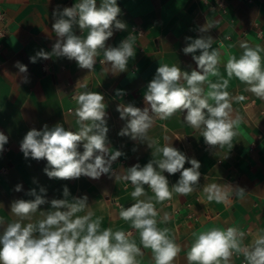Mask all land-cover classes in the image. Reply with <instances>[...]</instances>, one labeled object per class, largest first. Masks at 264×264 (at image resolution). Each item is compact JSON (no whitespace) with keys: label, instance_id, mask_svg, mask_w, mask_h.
Here are the masks:
<instances>
[{"label":"clouds","instance_id":"1","mask_svg":"<svg viewBox=\"0 0 264 264\" xmlns=\"http://www.w3.org/2000/svg\"><path fill=\"white\" fill-rule=\"evenodd\" d=\"M52 16V30L58 39L51 52L41 49L29 58L30 62L65 57L92 72L102 56L99 63L108 64L113 74L127 70L129 60L135 56L136 35L130 33L115 47L106 44L114 30H127V24L119 18L121 8L117 0H99V3L78 0L62 9L57 5ZM214 27H217L216 21L208 19L199 31L206 33ZM75 28L81 35L75 33ZM186 40L183 52L192 54L196 68L189 72L176 64H160L144 93V108L132 103L117 106L120 119L126 121L118 135L146 144L152 150V159L144 166L137 163L122 176L113 170V163L124 153L112 150L109 145L104 96L88 90L72 96L76 107L69 111H74L77 130H66L59 123L51 128L45 124L42 130H29L20 142L25 158L47 161L43 171L49 179L84 176L97 180L108 175L125 182L126 189L130 185L134 202L128 207L118 204L119 217L138 233L139 244L132 231L102 227L103 217L89 210L86 195L71 196L64 186L63 198L49 201L46 189L41 187L39 194L36 189L27 193L34 199L12 202L11 213L17 219L6 223L0 217V264H140L138 257L143 256L142 249L151 250L154 264H173L182 249L175 242L172 230L159 226L169 222V214L164 213L158 220L157 205L172 200L174 195L188 196L200 191L201 163L189 159L172 144L161 146L159 138L149 135L154 122L168 121L181 113L183 123L197 130L206 145L230 150L239 135L241 120L238 115H231L233 108L227 90L230 81L236 78L245 86V92L264 101V45L241 43L242 52L237 57L230 51L232 44L225 48L220 42L214 48L211 36L186 37ZM222 62L227 78L220 72ZM15 67L20 74L27 73V66L19 61ZM22 82H29L27 75L22 76ZM124 94L122 90L116 91L117 96ZM245 98L237 97L240 101ZM7 143L8 136L0 132V153ZM186 163L191 166L186 168ZM164 173H179V179L170 186ZM21 190L22 185H16L15 191ZM202 192L209 202L216 203L225 202L231 196L243 199L246 194L239 186L223 188L217 183L206 184ZM45 204H50V208L40 211ZM37 213L40 218L33 220ZM247 235L239 226L193 232L186 253L188 264H231L233 256H242L244 264H264V228L245 242Z\"/></svg>","mask_w":264,"mask_h":264},{"label":"crops","instance_id":"2","mask_svg":"<svg viewBox=\"0 0 264 264\" xmlns=\"http://www.w3.org/2000/svg\"><path fill=\"white\" fill-rule=\"evenodd\" d=\"M76 2L78 0H0V13L5 15V22H0V27L4 26V35L0 37V132L8 136V143L0 153V170L7 168L6 173L0 172V217H4L6 223L17 219L11 213V204L18 199H34L27 195L32 189L39 194V189L45 188L50 201L62 199L63 188L67 186L71 196L88 197L89 210L103 217L102 227L132 231L139 244L138 233L120 219V210L113 204L114 199H119L125 207L134 202L130 185L125 189V182L108 175L97 180L84 176L70 180L49 179L43 171L47 161L25 158L20 142L29 130H42L45 124L51 128L59 123L66 130H77L74 111L69 112L76 107L72 96L88 90L105 98L109 145L112 150L124 153L119 157L122 164L118 173L124 175L127 168L137 163L144 166L152 159V150L146 144L118 135L126 121L120 119L117 106L132 103L144 108V93L160 64H176L189 72L196 68L192 54L183 52L188 43L186 37L211 36L214 48L219 47L220 41H224L225 48L232 44L230 51L237 57L242 52L241 43L264 45L261 35L264 34V0H117L121 8L119 18L127 24V30H114L106 44L115 47L130 33L136 35L135 56L129 60L126 71L113 74L108 64L99 63L102 56L92 72L65 57L52 56L30 62L29 58L41 49L51 52L58 39L52 30V13L57 5L62 9ZM208 19L216 21L217 27L201 33L199 29ZM74 31L81 35L78 28ZM196 54L199 55V51ZM17 61L27 66L26 74L19 73L15 67ZM223 61L226 62V57ZM220 72L227 78L223 62ZM23 75H27L28 83L22 82ZM244 87L233 78L227 89L233 108L231 115L241 118L239 135L230 150L226 147L205 150L203 137L183 123L181 113L168 121L154 123L149 132L150 136L159 138L161 146L172 144L201 163L200 191L188 196L174 195L172 200L157 205L158 220L164 213L169 214V222L159 226L169 227L182 249L173 264H188L186 253L193 232L239 226L247 232V241H250L258 229L264 228V101L245 92ZM117 90L125 94L117 96ZM241 95L246 97L243 101L237 99ZM79 151H83L82 145ZM164 174L170 186L179 179V173ZM211 183L223 188L228 185L244 188L245 197L231 196L225 202H209L202 188ZM18 184L22 185L19 192L15 191ZM49 208L50 204H45L39 210ZM39 218L37 213L33 220ZM142 251L143 256L138 257L140 264H154L151 250ZM231 264L240 262L232 257Z\"/></svg>","mask_w":264,"mask_h":264},{"label":"built area","instance_id":"3","mask_svg":"<svg viewBox=\"0 0 264 264\" xmlns=\"http://www.w3.org/2000/svg\"><path fill=\"white\" fill-rule=\"evenodd\" d=\"M213 9H216L215 7L213 8ZM0 22H2V23H4L5 22V15H4V13H0ZM261 34V33H260ZM4 35V26L3 27H0V37H2ZM227 40H230V38L229 39H227ZM220 42H223L224 43V41H220ZM220 44V43H219ZM225 44V43H224ZM102 59V58H101ZM44 70H46V67L44 68ZM70 112V111H69ZM248 118L250 119V117L248 116ZM162 121H160V120H156L154 123H161ZM203 148L205 149V150H207V151H210V150H212L213 149V147H210V146H208V145H206L205 144V142H203ZM5 151L7 152L8 151V149H5ZM184 154L189 158V159H192V158H190L189 156H188V153L186 152V151H184ZM120 164H122V161H120L119 160V158L113 163V165H112V168H113V170H116V171H118V168H119V165ZM188 166H191L190 164H188L187 163V165L185 166L186 168L188 167ZM0 172L1 173H6L7 172V168H2L1 170H0ZM129 188V185H128V187H127V189ZM126 189V188H125ZM113 204H114V206L117 208V209H119V207H118V204H123L119 199H114V201H113ZM124 205V204H123ZM125 206V205H124ZM120 210V209H119ZM246 232V231H245ZM247 233V232H246ZM245 242H248L247 241V237H246V241ZM234 258H236V259H238L239 260V262H240V264H244V261H243V257L242 256H233Z\"/></svg>","mask_w":264,"mask_h":264}]
</instances>
